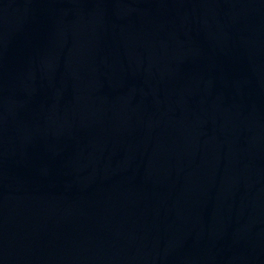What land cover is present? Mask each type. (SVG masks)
Segmentation results:
<instances>
[{
  "label": "water",
  "instance_id": "95a60500",
  "mask_svg": "<svg viewBox=\"0 0 264 264\" xmlns=\"http://www.w3.org/2000/svg\"><path fill=\"white\" fill-rule=\"evenodd\" d=\"M0 264H264V0H0Z\"/></svg>",
  "mask_w": 264,
  "mask_h": 264
}]
</instances>
